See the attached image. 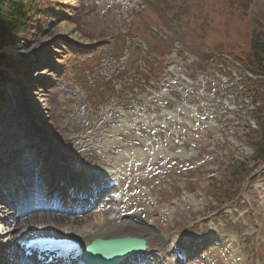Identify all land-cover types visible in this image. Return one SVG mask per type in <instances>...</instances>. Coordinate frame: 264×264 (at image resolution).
<instances>
[{
    "label": "rangeland",
    "instance_id": "374dc122",
    "mask_svg": "<svg viewBox=\"0 0 264 264\" xmlns=\"http://www.w3.org/2000/svg\"><path fill=\"white\" fill-rule=\"evenodd\" d=\"M40 7L49 11L31 19L25 42L3 52L1 179H12L10 155L31 156L36 140L19 98L48 124L51 139L37 147L66 150L77 174L107 170L102 134L124 124L116 152L144 149L145 140L156 158L131 168L101 196L117 200L104 206L146 218L167 244L188 241L184 264H222L215 237L227 239L235 264H264V159L254 146L264 137L245 78L253 74L239 62L250 58L253 38L264 37V0H42ZM47 159L31 178L52 181L56 164L48 173Z\"/></svg>",
    "mask_w": 264,
    "mask_h": 264
},
{
    "label": "bare ground",
    "instance_id": "6f19581e",
    "mask_svg": "<svg viewBox=\"0 0 264 264\" xmlns=\"http://www.w3.org/2000/svg\"><path fill=\"white\" fill-rule=\"evenodd\" d=\"M17 102L22 106L21 113L27 116L29 129L33 128L30 123H34V127L37 126V134L46 142L49 141L51 136L45 119H43L42 116H36L35 111L31 109L22 98L17 99ZM124 127H126L124 124H118L115 129L108 130L107 135L102 134L103 139L100 141L98 148H101L104 154H106L103 156L105 160L101 165H106L105 167H107L108 170H101V168H98L99 170L95 169L93 170L94 172L90 171L77 174L72 168L73 165L69 153L64 149L56 147L53 142H50L51 149L54 153L52 158H50L51 156L46 152L38 150L35 143L31 145V148L34 155H38L44 159L48 158L44 165L45 168L49 167L48 172L51 171L50 165L52 161L56 164L54 170L56 171V175L60 177L62 183V188H58L61 194L67 193V189L69 192L85 190V192L92 193L93 189L90 188L92 187L90 185L95 182V179L106 181V177L108 179L111 178L110 180L113 182L108 181L106 184L109 183L110 185V183H112V187H116L117 184L119 185L124 177L127 176L131 168L144 166V164H149L156 158L157 151L149 147L145 140H142L143 145L146 146L144 149L127 148L123 152H116V150L122 146V141L116 136H122ZM29 134L30 131L27 133V136ZM125 135L132 139L131 141L137 139L128 133ZM109 152H113L115 155L110 157L109 154L107 156ZM18 155H20V157ZM22 155L25 156L24 161H28L27 166L29 167L26 170H24L26 165L22 163ZM8 164L7 171L10 172V170H13V172L11 171L10 173L12 178L14 180L17 178L19 183L23 181L22 184H20V188L10 187L9 183L7 184L5 182L0 185V254L7 255L10 260L14 261L13 264H16L18 261L19 253L16 256H11L9 251L16 248L22 249L31 246L29 249H32L31 251L34 253V257H36L37 254L41 255L37 256L38 259L35 264L48 257L52 258V260H60L63 264H72V262L76 261L79 257L75 251L63 256L58 251L55 252L48 244L61 243L65 240L76 244L79 249H82L84 245L96 238L107 239L129 236L144 239L148 249L145 253L133 255L122 264H172L170 260V253L173 252L172 247L167 246V241L163 238L162 234H160L146 218L133 215L130 217L119 216L116 210H108L104 206L107 203H116L117 200L115 199L111 198L105 201L103 200L104 197L103 199L99 197L100 199L98 198L94 203L99 204V210L95 213L89 212L84 206H77L75 209L67 207L68 200H71L67 198V200L63 199L61 201L62 204L56 209L35 211H26L22 209L16 199V196L19 197L20 195L17 190H28V184L31 181L29 178V170L36 166V162L31 156L26 154L12 153ZM3 174H0V177L3 176ZM43 178L44 176H41L42 183L45 181V178ZM76 185H80V187H75ZM63 191L65 192L63 193ZM51 193L52 191L49 189L45 195L46 201L50 202V199L52 200ZM188 199L197 207L195 198ZM93 214L99 215L94 221H92ZM117 225L120 226L124 232L118 229ZM37 239L45 241L46 243L36 242L34 245L29 246L30 241ZM215 240H217V238H215ZM211 241H214V239ZM220 241L224 242L223 240H217L216 242ZM229 241H233V238H229L228 242ZM155 243L161 245V248L158 250L150 249V246ZM187 244L188 242L186 241H180L177 242L174 247L178 250H189ZM196 248H200L198 243L197 246L190 251L194 256H197V253H199ZM218 251L221 255L222 264H235L236 256L232 253L231 247L228 246L227 241L224 242V246ZM186 259H189L187 255ZM57 260L54 262L55 264L58 263ZM0 263H2L1 260ZM177 264H179V262H177Z\"/></svg>",
    "mask_w": 264,
    "mask_h": 264
},
{
    "label": "trees",
    "instance_id": "16d2710c",
    "mask_svg": "<svg viewBox=\"0 0 264 264\" xmlns=\"http://www.w3.org/2000/svg\"><path fill=\"white\" fill-rule=\"evenodd\" d=\"M42 0H0V98L2 88L6 86V71L4 66L9 62L4 55V50L18 46L25 42V34L35 15L47 11L49 8L40 7ZM49 11V10H48ZM242 66L251 71L255 76H264V37L257 34L251 43V56L248 61H239ZM250 83V92L253 96L254 120L259 131L264 137V81L253 80L246 77ZM3 99V98H2ZM257 146V153L260 160L264 159V143Z\"/></svg>",
    "mask_w": 264,
    "mask_h": 264
},
{
    "label": "water",
    "instance_id": "95a60500",
    "mask_svg": "<svg viewBox=\"0 0 264 264\" xmlns=\"http://www.w3.org/2000/svg\"><path fill=\"white\" fill-rule=\"evenodd\" d=\"M146 248V241L133 237L121 238H97L87 244L82 253L85 259L90 261L99 258V255H105L104 264H113L127 258L131 254L143 252ZM93 264V263H90Z\"/></svg>",
    "mask_w": 264,
    "mask_h": 264
}]
</instances>
